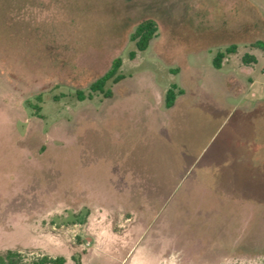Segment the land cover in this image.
Returning <instances> with one entry per match:
<instances>
[{"label":"rangeland","instance_id":"obj_1","mask_svg":"<svg viewBox=\"0 0 264 264\" xmlns=\"http://www.w3.org/2000/svg\"><path fill=\"white\" fill-rule=\"evenodd\" d=\"M253 27L264 40V0H0V252L264 264V51L231 57L258 56L247 96L213 64ZM116 57L123 78L89 97Z\"/></svg>","mask_w":264,"mask_h":264},{"label":"trees","instance_id":"obj_2","mask_svg":"<svg viewBox=\"0 0 264 264\" xmlns=\"http://www.w3.org/2000/svg\"><path fill=\"white\" fill-rule=\"evenodd\" d=\"M157 32L158 24L153 18H145L140 21L131 34V40L135 41L136 50L130 52V57L134 58L137 54V51L146 50L149 47L151 40L157 35ZM252 45L264 51V40L258 39L253 42ZM235 51V45L229 46L225 52L218 51L213 60L214 67L220 68L222 60L224 59L226 53H233ZM243 61L245 63H248L250 61H255V58L251 55L245 54L243 56ZM121 65L122 58L116 57L113 60L111 67L103 75L90 83L89 89L91 90V93L89 94V97L92 96V92L96 91L103 92L106 95H110L111 91L110 89H106V85L109 80L117 82L123 78L122 74L120 73ZM176 88V84H171L167 89L165 104L168 108L172 107L175 103L178 94L175 91ZM179 92L182 93V90L180 89ZM78 96L80 99L85 98V95L81 91L78 92ZM65 261L66 259L63 256L51 257L44 254L39 258L24 260L22 259V256L18 251L7 250L6 252H0V264H65Z\"/></svg>","mask_w":264,"mask_h":264},{"label":"crops","instance_id":"obj_3","mask_svg":"<svg viewBox=\"0 0 264 264\" xmlns=\"http://www.w3.org/2000/svg\"><path fill=\"white\" fill-rule=\"evenodd\" d=\"M255 27L253 28H243L241 30H236L235 32L231 33V34H227L229 36H231L232 39H230V41L226 42V45L224 46V48H228L231 45H235L236 46V51L233 53H227L224 57V59L222 60L221 63V67L220 68H216L218 70H221L222 67L226 66V64L228 65V70H226V72H222V75H226L227 77H229V82L228 84H235L238 85L239 83H244L245 82V86H247L245 88V95L247 96V94L254 92V90H256L255 86H256V80L254 79V77H252V75H250L249 73H244V70L246 68H248L249 66L255 64L258 61V56L256 55V53L253 54H249L251 56H253L255 58V61H250V63H245V62H237V60L235 62L232 63L231 57L232 55H237L238 54V49L242 48L243 45L245 44H249L255 42L258 39H261V37L257 38L260 34L255 33ZM245 47V46H244ZM243 47V48H244ZM225 60V61H224ZM241 71L243 72L241 75ZM193 79H195V77L197 76H193V74L190 72L189 73ZM248 82V83H247ZM182 90V94L184 96H186L187 99H196L198 92L195 93H189L187 91L186 88H181ZM178 100V95L176 97L175 103L176 104ZM263 99H259V101H262ZM251 103H249L250 105ZM173 105V106H174Z\"/></svg>","mask_w":264,"mask_h":264}]
</instances>
